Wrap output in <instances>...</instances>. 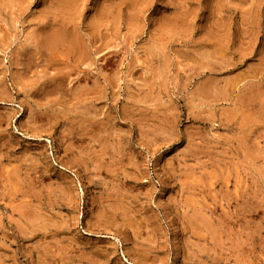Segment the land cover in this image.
<instances>
[{"label":"rangeland","instance_id":"obj_1","mask_svg":"<svg viewBox=\"0 0 264 264\" xmlns=\"http://www.w3.org/2000/svg\"><path fill=\"white\" fill-rule=\"evenodd\" d=\"M0 264H264V0H0Z\"/></svg>","mask_w":264,"mask_h":264}]
</instances>
